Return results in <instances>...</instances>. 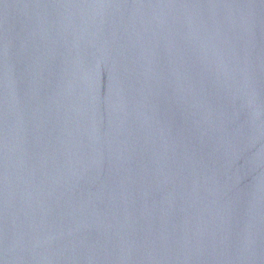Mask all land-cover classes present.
Returning a JSON list of instances; mask_svg holds the SVG:
<instances>
[{
  "label": "water",
  "instance_id": "95a60500",
  "mask_svg": "<svg viewBox=\"0 0 264 264\" xmlns=\"http://www.w3.org/2000/svg\"><path fill=\"white\" fill-rule=\"evenodd\" d=\"M0 264H264V0H0Z\"/></svg>",
  "mask_w": 264,
  "mask_h": 264
}]
</instances>
